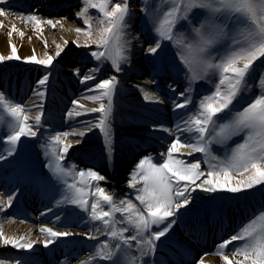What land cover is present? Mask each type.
<instances>
[{
	"label": "snow or ice",
	"instance_id": "6c2138e0",
	"mask_svg": "<svg viewBox=\"0 0 264 264\" xmlns=\"http://www.w3.org/2000/svg\"><path fill=\"white\" fill-rule=\"evenodd\" d=\"M5 3L7 0H0V4ZM89 9L99 13L96 27H93ZM143 10L155 37L145 49L146 54L158 60L163 48L174 47L186 81L180 92L169 85L175 93L171 103L177 118L174 128L160 126V130L173 137L167 149L159 153V159L148 154L138 161L128 181V187L135 191L120 198L114 193L109 194V190L100 185L99 182L105 181L106 177L99 172L77 170L70 160L67 165L63 163L74 147L68 142L69 136L80 137L75 142L79 144L86 135L85 130L51 133L43 146L46 166L62 185L56 189L55 205H72L86 214L82 220L93 225L94 233H85L88 239H97L98 235L107 237L94 246V252L82 264H93V261L97 264L99 261L148 264L145 257L154 255L157 242L175 223L170 218L192 202V193L197 189L213 194H240L264 185V60L261 59L264 58V0H158L157 5L143 0ZM194 10L202 11L194 14ZM5 14L6 10L0 9V16ZM132 15L129 0H83L82 11L77 16L82 18L86 30L78 27L75 32L86 39L83 44L78 40L75 43L82 48L95 45V50L88 54L97 63L83 75L79 69H73L80 83L87 84L96 79L105 70V63H110L113 73L122 72V65L130 63L132 41L138 40L129 32ZM20 19L32 25L38 33L42 32L44 24L55 28L58 23L51 19L42 20L37 14ZM12 31L16 28L13 27ZM44 43L47 46V42ZM67 43L64 41L65 45ZM62 52L63 48L57 45L55 57H60ZM11 60L46 69L52 68L54 63L52 55L38 58L33 53L21 57L14 44L10 55H0V63ZM257 61L261 63L257 65ZM50 76L51 72H45L36 81L34 95L41 98V103L33 101L32 107L37 109L35 113L25 103L0 91V125L6 126V135H0V143L7 145L6 156L0 153V160L15 155L21 138H35L43 127L42 101ZM199 81L213 87L210 92L201 94L193 106V94L197 92L194 85ZM155 82V79L151 81ZM118 84L115 74L99 79L86 87L82 94V99L98 106L87 108L76 99L72 102L74 110L66 113L68 117L99 113L92 121L81 123L86 125L87 131L99 130L109 153L112 151L113 96ZM257 86L259 91L251 94V89ZM144 99L163 103L159 97L147 93ZM236 137H242V140L231 144ZM214 146L223 148V154L216 155ZM182 150H186L188 157L201 154L207 167L202 168L201 159L189 161L183 158L185 153ZM16 195L9 193L7 200L0 199V212L12 207ZM133 201H138L139 206ZM56 219L63 230L41 226L39 233L43 239L8 236L0 227V244L31 252L36 244L42 243L48 248L61 238L76 234L71 223L61 221L59 215ZM153 226L158 230L153 231ZM235 241L242 243L226 254L228 245ZM133 249L138 255H133ZM215 254H219L225 264H264V209L222 241ZM0 264H25V261L15 254L0 255ZM60 264L71 262L65 257ZM196 264H204L203 257Z\"/></svg>",
	"mask_w": 264,
	"mask_h": 264
},
{
	"label": "bare ground",
	"instance_id": "6f19581e",
	"mask_svg": "<svg viewBox=\"0 0 264 264\" xmlns=\"http://www.w3.org/2000/svg\"><path fill=\"white\" fill-rule=\"evenodd\" d=\"M9 0H7L8 2ZM16 3V6H11L10 11H6L4 16H0V55L6 53L11 54V45H16L17 50L21 54V57H29L33 53L37 54H47L48 48L55 46L56 44L60 45L63 48V52H66L68 48L72 45H75V42L78 40V37L75 29L79 27V24L82 22L81 18L75 17L73 15V9L76 5L75 2L69 0H11ZM41 2L42 5L38 8L36 7L37 3ZM3 4H0V7ZM22 5V6H21ZM30 7L32 11H45L47 14L51 13L54 16L50 17H39L42 20L51 19L54 22H58L55 28L52 27L49 31L55 30L59 33L51 32V35H46L38 33L36 29L26 23L24 20H21L20 17H26L32 14H22L24 8ZM27 9V8H26ZM27 12V11H25ZM37 12V13H38ZM72 13V14H71ZM96 17H93V21ZM29 25L31 27H29ZM13 27L16 28V31H12ZM51 27L47 24L43 25V28ZM4 28H9L10 32L13 33L12 38H7L3 35ZM23 32L24 35L21 36L20 33ZM35 34L37 40H31L29 36ZM47 42L45 46L44 42ZM64 41H67V45L64 44ZM61 53V54H62ZM67 62L73 63L71 59H67ZM24 66H29L34 68V64H22ZM79 69V68H76ZM89 67L83 65L81 67L82 75L87 72ZM5 70V69H4ZM18 70L16 66L12 71ZM137 74L144 71V68L141 63L137 65ZM39 72L34 73L30 79L29 84L24 85L23 83L15 82L14 79H11L9 83H5L0 87V91H3L5 94L14 93L18 95L23 100V103L28 105L31 108V111L35 113L36 108L32 107L33 101L36 103H41V98L34 95V90L36 89V81L39 79L37 76ZM72 74V72H70ZM69 75V73H67ZM115 74L118 78L120 73H111ZM99 79H94L89 81L87 84L79 83L77 86L69 85L67 83L59 82L57 86L54 87V90L50 92L46 91V96L43 98V112L44 117L42 118V125L47 131H52L53 129H60L62 131L68 132L73 129L85 130L86 135L82 138V142L76 144V140L80 137L69 136L68 142L72 143L74 147L70 149L68 153V158L65 161L72 158L86 160L85 158L90 156H97L99 163L103 164L104 167L108 168V179L105 181L99 182L102 187H105L109 190V194L114 193L117 197L123 198L125 193H133L134 189L128 187V184L121 182V177H119L120 171L125 166L126 160L130 158L136 150H141L143 144L153 145L157 148V151L166 150L169 142L173 139L169 133H166L160 130V126L163 125L168 128H174L176 115L172 110V97L167 96L162 92H157L154 90L151 82L149 80L140 82L135 79H129V84L121 87L117 85V91L113 96V107L116 109H121L122 114H112V151L109 153L106 150L105 141L102 134L98 129L93 128L91 131H87L86 125L81 123V121H92L94 117H98L99 113H88L80 117H68L67 112L74 110L73 100L79 99L82 104L87 108L97 107V104L93 102L82 99V94L86 87L91 84H95ZM48 84V83H47ZM143 89V91L141 90ZM43 90V89H41ZM66 92L74 93V95H68ZM150 96L159 97L163 103H158L156 100H145V94ZM91 94V93H89ZM184 111V110H180ZM34 123L33 121H29ZM137 135H141L134 143L130 144V141H133ZM36 138V137H35ZM5 148H0V153H3L6 156ZM163 152V151H162ZM185 153V159L191 161L193 157L199 155V153H194L191 157L186 155V150H182ZM155 152H149V154H154ZM159 159V158H157ZM42 156L40 161H36L34 156H30L22 161H17L11 157L0 160V163L4 165V172L14 173L15 170H18L20 167H26L27 170L39 169L42 171H47V160ZM22 172V170H20ZM200 190L197 189L196 192L192 193V202L186 207L181 208L177 213L176 217L180 216L175 220L171 230L166 234L165 237H162L160 241L157 242L156 252L152 257H145V260L148 261V264H165L169 263V258L166 257L161 251V246L166 242V240H178L181 237V223L185 218H199L207 219L210 216H216L223 212H230L231 208L221 209V206L208 205L209 203L204 202L207 197L199 195ZM18 194V193H16ZM196 194V195H194ZM8 193L5 187L0 186V199L7 200ZM17 195L14 198L12 207L8 208L6 211L0 212V220H2L3 232L8 236H28L35 239H43L42 234L39 233V228L41 226H35L31 224H26L13 220L10 215L12 214V208L16 201ZM217 200L215 196L212 200ZM134 203H137L133 201ZM206 203V204H205ZM139 206V204L137 203ZM204 205V206H202ZM71 211V216L79 214V216H85L86 214L80 212L72 205H65ZM201 206V207H200ZM196 212H193L191 209H197ZM51 209V211L45 212L43 215L39 214L38 218L40 221H43L44 224H47L45 227H54V230H63L60 222L57 221V215ZM61 221H65L61 218ZM72 230L76 233L74 236L69 237L72 239L83 238L88 244L97 245L103 240H106L107 237L103 235H98L97 239L90 240L87 238L85 233H92L93 225L85 223L82 219H75L72 223ZM43 226V225H42ZM159 227H163L160 225ZM157 227L153 226V231ZM131 233H129L130 235ZM61 238L56 242V244L50 245L49 247H54L59 245L65 239ZM238 241L233 242V244L228 245L229 250L237 245ZM135 244V242H133ZM43 249V244H36L34 249L31 252L25 250H16L12 249L10 246H3L0 244V255H9L15 254L17 257H22L25 262L29 261L28 258L40 257L39 252ZM229 251V252H230ZM94 249L88 250L87 254L75 264H82V261L88 259L89 254L93 253ZM229 252H226L229 253ZM198 254L200 252H197ZM133 254L138 255V252L133 249ZM202 252L200 253V255ZM64 258V257H63ZM231 258V257H230ZM204 264H225L222 257L219 254H211L203 257ZM109 261H99V264H108ZM93 264H97L96 261H93Z\"/></svg>",
	"mask_w": 264,
	"mask_h": 264
},
{
	"label": "rangeland",
	"instance_id": "374dc122",
	"mask_svg": "<svg viewBox=\"0 0 264 264\" xmlns=\"http://www.w3.org/2000/svg\"><path fill=\"white\" fill-rule=\"evenodd\" d=\"M72 1L76 3V6L71 12H73V15H75V17L78 18L77 13L82 11L83 0H72ZM114 2H116V0H114ZM149 3L151 5H157L158 0H149ZM6 5L7 4H5V6ZM1 9L6 10V7H1ZM130 9L134 13V15H132L129 20V32L132 33L135 37H138V40L134 39L132 41L131 51L129 53L130 63L122 65L123 71L120 72L118 76L119 85H121V87L128 85L129 79H132V78L140 82H143L146 80H149L151 82L153 79H155L156 82L151 83L154 90L155 89L157 90L158 88L162 89L163 87V90L167 92L168 95H170L171 97H174L175 93L172 92V90L169 88V85H173L175 87L176 92L182 91L184 87L186 86V81L184 80V77L182 75L183 67L180 64L179 57L176 55V49L171 46L163 48V51L159 53L160 59L158 60L154 57L147 55L145 52V49L147 48L149 43H151L154 40L155 37H154V32L152 29L151 22L147 20L146 12L143 10V0H130ZM201 11L202 10H194V14L197 12H201ZM38 14H40L43 17H50L48 14H44V13L42 14L38 13ZM89 14L92 17H96V19L99 17V13L97 12V10H94V9H89ZM96 19L93 21V27L97 26L95 23ZM29 27L31 26L29 25ZM79 27H84L86 30V26H84L82 22L79 24ZM47 29L48 30H46V28H43L42 33L46 35H51V32L56 33V34L59 33L58 31H55V30L49 31L50 29H52V27H48ZM4 31H5V33L3 32L4 36H6L7 38L13 37V33L10 32L9 28L7 29L4 28ZM10 33L11 35H9ZM29 38L31 40H37L34 33L31 34ZM85 39L86 38L82 35L78 37V41L80 44H83L85 42ZM163 44L170 45L171 42H163ZM57 45L58 44H56L55 46L51 48L49 47L47 54H44V55L37 54L36 55L38 58H45L47 55H52L54 57V63H53V67L50 69H46L43 66H37V65H35V67L32 69L31 68L28 69L29 68L28 66L22 65L24 64L22 61H17V60L4 61L0 63V69L2 66H12V65L20 64V71L18 73H16L13 76H6V77L7 79H10V77H15L18 79H23V80L29 79V77L31 76L33 72L32 70L34 69L40 70L41 72L40 77L45 72H51V76L49 77V81L46 86V91L54 90V87L60 81H66L68 83L77 85L78 83H80V81L73 74V69L79 68V71L81 73V67L83 64H85L89 68L94 67V65L97 62L93 58H91L88 53L91 50H95L96 46L91 45V48H82V47H77L75 43V45L70 46L66 52L62 53L60 57H55V53L57 51ZM17 54L21 56V54L19 53V50H17ZM2 55L7 56L10 54L4 53ZM67 59H71L74 62L73 63L67 62ZM261 59L264 60V58H261ZM139 63L142 64L144 71L137 74L138 72L137 65ZM260 63L261 61L256 62L257 65ZM254 67H256V65H254ZM104 69L105 70L102 71L97 76L96 79L106 78L108 75L112 73L110 63H105ZM70 72H72V74ZM163 72H165V77L162 78L161 76L163 75ZM67 73H69V75ZM259 75L260 73L257 72L256 76L259 77ZM170 76H172V78ZM179 84L182 87L178 89V87L180 86ZM212 87H213L212 84H209L205 81L197 82L194 85V88L197 90V92H194L193 94V97H194L193 105L196 104L201 94L210 92L212 90ZM258 91H259L258 86L253 87L251 89V94H255ZM10 97L14 98L13 96H10ZM16 101L20 102V100H16ZM122 113L123 112L121 109H116L115 107H113L112 114L116 115V114H122ZM113 124L114 122H112V129H113ZM40 130L42 131V128ZM57 132H61V130L53 129V131H51L50 133H46V132L43 133V136L45 138H48L49 134L57 133ZM139 136L140 135H138L137 137ZM241 140H242V137H236L231 142V144L234 145L235 143L240 142ZM37 144L38 143H36L35 139L33 138L22 137L20 144L17 146V150H19V158L26 157L25 155H28L29 153H31L36 148ZM44 144L45 143H42V146H44ZM150 150H152V146H146L143 149L136 151L132 155L131 158H128L126 160V164L120 173V177L122 180L121 182L128 184V181L130 180V174L132 173L133 169L136 167L138 161L142 157L146 156ZM213 150L216 155L223 154V148L219 146H214ZM91 159L92 160H85L82 162L78 160H70V161L75 163V165L77 166V170L92 169V170L99 172L101 175L105 176L106 179H108V170H106V168H104L102 164L97 162L99 159L95 155H93ZM196 159H201L202 168L207 167L203 163L201 155H197V157H193L192 160H196ZM63 163L67 165L69 161L63 162ZM68 179L69 181L72 180V178L70 180V177ZM137 187H141V185H137ZM260 192H262V194L264 195V185L257 186L254 189L248 190L240 194H229V193H214L213 194V193H205L203 191H200L199 195H202L203 197H207L208 199H205L204 201L207 203L210 202L212 198L215 196L216 198L220 199L219 200L220 202H224L229 199L232 200L233 198H237L238 200L243 199V201H245L244 202L245 205H249L250 203L258 202L262 199L259 194ZM136 202L139 204L138 201Z\"/></svg>",
	"mask_w": 264,
	"mask_h": 264
}]
</instances>
